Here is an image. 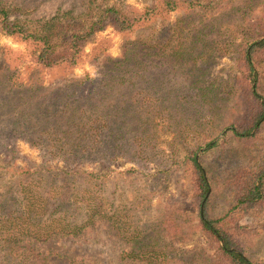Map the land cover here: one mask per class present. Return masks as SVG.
Returning a JSON list of instances; mask_svg holds the SVG:
<instances>
[{
  "label": "rangeland",
  "instance_id": "obj_1",
  "mask_svg": "<svg viewBox=\"0 0 264 264\" xmlns=\"http://www.w3.org/2000/svg\"><path fill=\"white\" fill-rule=\"evenodd\" d=\"M202 1L209 3L206 8L159 12L130 32L106 24L84 42L73 67L38 66L32 59V44L0 29V264H207L212 250L197 228L191 190L195 176L186 159L194 154L204 172L213 218L232 205L236 177L264 167V123L255 138L237 139L228 129L245 123L255 104L240 82L236 50L255 38L264 0H240V13L235 10L237 0ZM152 2L0 0V8L9 20L35 34L48 28L51 45L58 46L104 8L140 11ZM176 47L186 54L183 58L172 54ZM119 57L128 59L121 69L146 77V82L140 79L142 86L122 90L123 98L119 85L110 89L102 76L104 60ZM135 62H143L145 69L139 63L132 69ZM257 66L256 92L264 99V58ZM84 78L95 81L77 88L69 84ZM87 92L93 93L90 104H99L100 99L116 108L131 103L132 120L140 107H149L148 115L139 118H148L144 127L150 141L144 134L137 142L141 152L132 162L85 159L75 167L63 156L52 155L62 152L56 142L32 143L35 136H62L59 130L48 135L38 132L42 110L72 107ZM128 95H133L131 100ZM135 138L132 133L133 145ZM209 140L216 145L204 150ZM48 187L66 200L65 219L76 224L84 219L83 198L99 196L105 207H117L131 224L127 231L132 230V261L120 255L130 246L102 230H87L77 238L34 239L38 219L44 224L58 216L52 212L53 202L38 210L30 199H50ZM21 212L23 217L27 214L24 219L17 218ZM166 218L172 221L169 229L162 223ZM225 225L244 255L264 264V196L240 217H229ZM7 231L20 234L14 250L2 240ZM22 247L32 248L34 255Z\"/></svg>",
  "mask_w": 264,
  "mask_h": 264
},
{
  "label": "trees",
  "instance_id": "obj_2",
  "mask_svg": "<svg viewBox=\"0 0 264 264\" xmlns=\"http://www.w3.org/2000/svg\"><path fill=\"white\" fill-rule=\"evenodd\" d=\"M248 1L251 2V0ZM202 2V0H154L150 6L140 11L129 7H124L123 9L115 7L104 8L88 25L71 31L58 46L51 45L47 35L49 32L48 28L44 32L35 34L18 24L16 20H9L8 13L2 8H0V29L9 36L32 44L34 46L32 48V59L38 66L42 68L54 66L73 67L80 57L84 42L95 32L104 28L106 24H109L118 32H130L136 25L147 23L156 13H169L175 10L194 11L195 9L206 8L209 4L204 5ZM239 5L240 0H237L235 10L240 13L242 8ZM256 26L255 38L239 44L236 50V60L240 65V82L247 89L249 96L255 103L253 108L250 109L245 123L239 124L238 128H228L237 139L255 138L259 133L261 125L264 123V99L256 92L257 65L264 58L263 12ZM172 54L181 55L182 50L176 47ZM185 55L183 52L180 58H183ZM127 60L124 57L114 60L106 59L104 60L103 65L105 67L102 71V76L109 80L108 87L110 89H113L114 85H119L118 93L122 98V90L130 91L131 88L134 89L137 86H142L140 79L146 82L144 74L141 77L138 74L134 76L132 72L130 73V71L121 69L124 62H128ZM136 63L139 62H135L134 65L132 64V69ZM139 64H141L140 67L145 66L143 62ZM143 69L145 68L143 67ZM125 75L129 76L126 77ZM94 81L87 78L75 79L69 81V84L77 88L92 85ZM97 82V86H99L102 79H99ZM132 97L133 95H128L127 98L131 100ZM91 98H94L93 93L87 92L81 94L79 99L82 101L75 103L72 107L61 108L55 111L42 110L41 126L38 132L48 135L49 132L55 133L59 130L62 136H52L51 139H42L35 136L32 137V143L38 146L42 143L36 144L35 141H43L49 144L56 142L58 150L62 152L52 155H56L57 157L63 156L64 161L75 164V167L79 166L81 161L85 159L100 163H110L117 158H124L132 162V157H137L141 152L137 148V142L145 138L144 134L146 133L148 142L150 141V133L146 132L144 127L147 124L148 118H139L140 115L142 117L148 115L149 107L145 106V109L140 107L139 113L132 120L131 103L120 104L122 107L116 108L114 105L111 106V104L104 103L102 99L98 102L99 104H90ZM155 114L157 115V113H153V116ZM68 132H71V134L69 135ZM132 133L136 134L135 145L132 143ZM215 145V141L209 140L205 142L204 150L210 149ZM186 160L189 169H191L195 176V182L191 190L194 192L195 202L197 203V228L212 250L207 264H257L244 255L238 242L227 229L225 221L229 217H240L263 198L264 167L241 172L236 177L234 185L236 188L232 191V205L224 215L213 218L208 211L210 190L204 172L194 154ZM49 178L50 182H52L51 177ZM24 189L26 190V186ZM24 189L22 191H25ZM46 195L50 199H41L40 197L39 200L38 197L30 199L36 202L38 210H42L48 203L53 202L54 208L52 212H57L58 216L57 218L49 219L44 224H41L38 219L36 221L37 231H32L36 232L33 236L34 239L37 237L41 241H45L47 236H70L77 238L83 236L87 230H102V232H105L109 236L123 239L128 247L130 246L128 250L122 251L120 255H123V259L132 261V230L127 231V227L130 229L131 224H128V219L125 215H121L117 207H105L104 203L106 202L99 196L95 198H83L82 210L84 219L76 224L73 221L65 219V214L68 211L67 202L60 196L59 192L55 191L53 187H48ZM31 197H35V195ZM25 216L27 214L24 213L23 217L21 212L17 218L24 219ZM162 223L166 229L172 226V221L169 218H166ZM28 233H31V231H28ZM19 237L20 234H17V232L11 233L7 231L5 238L2 240L9 242L11 246L9 250H14L16 243L21 241ZM22 249L28 250V254L34 255L32 248L22 247ZM153 254L155 253L153 252Z\"/></svg>",
  "mask_w": 264,
  "mask_h": 264
}]
</instances>
